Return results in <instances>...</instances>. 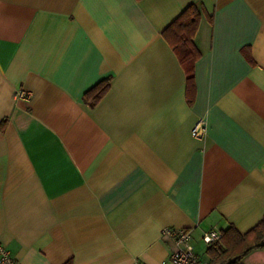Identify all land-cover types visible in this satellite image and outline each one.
I'll return each mask as SVG.
<instances>
[{
  "label": "crops",
  "instance_id": "crops-1",
  "mask_svg": "<svg viewBox=\"0 0 264 264\" xmlns=\"http://www.w3.org/2000/svg\"><path fill=\"white\" fill-rule=\"evenodd\" d=\"M191 4L189 104L162 30ZM262 217L264 0H0V241L19 264H170L167 228L207 264L204 232Z\"/></svg>",
  "mask_w": 264,
  "mask_h": 264
},
{
  "label": "trees",
  "instance_id": "trees-1",
  "mask_svg": "<svg viewBox=\"0 0 264 264\" xmlns=\"http://www.w3.org/2000/svg\"><path fill=\"white\" fill-rule=\"evenodd\" d=\"M201 11L194 5L187 6L166 28L162 37L172 47L186 75V98L192 104L196 87L194 80V64L200 52L194 43V37L200 25ZM109 78L101 80L85 94L88 103H97L109 89ZM219 242L207 246V264H240L241 259L254 249L264 248V217L250 230L240 233L229 226L221 231ZM63 264H72L71 260Z\"/></svg>",
  "mask_w": 264,
  "mask_h": 264
},
{
  "label": "built area",
  "instance_id": "built-area-1",
  "mask_svg": "<svg viewBox=\"0 0 264 264\" xmlns=\"http://www.w3.org/2000/svg\"><path fill=\"white\" fill-rule=\"evenodd\" d=\"M20 97H24L26 94L24 91L17 93ZM191 134L193 136L202 135L201 123H196L192 129ZM164 235L169 236L174 244V251L170 257V264H206L199 257L195 251L192 243L191 229L179 228V229H165ZM222 233L218 229H210L204 232L201 236L202 243L207 247L214 242L221 240ZM0 264H19L18 260L11 254L9 249L4 243L0 241Z\"/></svg>",
  "mask_w": 264,
  "mask_h": 264
},
{
  "label": "rangeland",
  "instance_id": "rangeland-1",
  "mask_svg": "<svg viewBox=\"0 0 264 264\" xmlns=\"http://www.w3.org/2000/svg\"><path fill=\"white\" fill-rule=\"evenodd\" d=\"M256 251H264V248L254 249L253 251L245 255L242 259L247 257L248 264H264V253H253Z\"/></svg>",
  "mask_w": 264,
  "mask_h": 264
}]
</instances>
